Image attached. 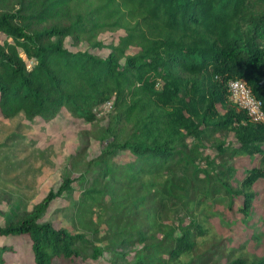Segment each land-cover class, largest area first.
I'll list each match as a JSON object with an SVG mask.
<instances>
[{"label": "trees", "instance_id": "trees-1", "mask_svg": "<svg viewBox=\"0 0 264 264\" xmlns=\"http://www.w3.org/2000/svg\"><path fill=\"white\" fill-rule=\"evenodd\" d=\"M117 28L124 34L110 44L97 39ZM66 38L88 48L71 49ZM104 46L105 56L93 50ZM233 78L264 110V0H0L1 117L49 121L65 109L90 122L93 108L113 98L94 158L105 185L80 190L76 209L82 229L105 225V244L41 219L71 188L69 177L30 209L9 212L0 235H25L34 264H74L123 244L139 245L129 264H202L219 244L207 236L211 200L231 207L241 196L249 217L252 186L264 180V121L232 101ZM221 132H232L235 145L212 138ZM207 142L214 155L204 154ZM119 151L130 160L117 164ZM242 157L261 165L239 170L232 160ZM93 206L102 209L97 221L85 219ZM11 249L0 245V264Z\"/></svg>", "mask_w": 264, "mask_h": 264}, {"label": "rangeland", "instance_id": "rangeland-1", "mask_svg": "<svg viewBox=\"0 0 264 264\" xmlns=\"http://www.w3.org/2000/svg\"><path fill=\"white\" fill-rule=\"evenodd\" d=\"M124 34L120 28L105 30L98 34L97 39L110 44L118 35ZM65 45L71 49L88 48L85 41L77 47ZM105 56L109 47L94 48ZM112 110L96 113L93 121L87 122L73 117L65 109L49 121H30L23 114L5 118L0 116V223L12 210L30 209L49 190H56L65 177L71 179V188L55 197L49 204L42 220H52L57 226H64L71 231H85L95 243L104 245L99 238L105 230L101 224L100 231L93 233L90 229H82L77 215V206L81 201V191L93 186L102 190L106 177L100 164L94 161L104 146L101 139L104 127ZM214 140H225L233 146L234 136L229 133H214ZM204 154L214 155L215 150L209 142L203 148ZM117 164L130 160L127 151H119L113 158ZM239 170L252 166H260L257 158L242 157L232 160ZM241 172H238V177ZM101 178L97 179L95 178ZM236 185L235 181H232ZM254 199L245 217L240 209L241 196L236 198L229 207L227 198L216 197L210 202L212 213L207 223V236L219 242L203 257L202 264H230L242 258L247 264L264 255V180L253 184ZM92 194V193H91ZM101 200H107L104 193ZM89 198L84 203L88 204ZM93 213H87L85 219L92 214L97 221V214H102L101 207L93 206ZM91 224V223H90ZM9 244L11 250L4 252V264H34L25 235L2 236L0 245ZM139 245L123 244L117 249H104L96 259L87 257L85 261L75 258L74 264H129L133 251ZM186 258V257H185ZM52 264H61L54 260Z\"/></svg>", "mask_w": 264, "mask_h": 264}, {"label": "built area", "instance_id": "built-area-1", "mask_svg": "<svg viewBox=\"0 0 264 264\" xmlns=\"http://www.w3.org/2000/svg\"><path fill=\"white\" fill-rule=\"evenodd\" d=\"M229 96L234 103L244 109L253 121H264V110L260 102L251 94L249 87L242 78H233L228 81ZM113 98L106 99L93 108L96 113H104L112 109Z\"/></svg>", "mask_w": 264, "mask_h": 264}]
</instances>
